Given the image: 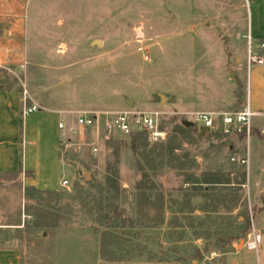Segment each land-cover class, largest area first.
I'll use <instances>...</instances> for the list:
<instances>
[{
  "label": "rangeland",
  "instance_id": "1",
  "mask_svg": "<svg viewBox=\"0 0 264 264\" xmlns=\"http://www.w3.org/2000/svg\"><path fill=\"white\" fill-rule=\"evenodd\" d=\"M232 1L244 9L225 6L224 22L201 25L189 3L0 0V87L19 85L28 99L89 113L156 112L166 133L163 141L138 131L106 139L73 126L56 142L68 170L51 173L54 186H30L29 169L0 173V246L18 248L22 264H212L220 260L214 253L261 229L264 130L252 124L249 180L231 161L245 153L248 137L221 120L205 135L182 125L185 111L207 105L216 83L228 88L223 54L233 56L235 46L248 90L246 56L257 43L239 35L241 27L248 32L253 0ZM246 255L260 264L256 253Z\"/></svg>",
  "mask_w": 264,
  "mask_h": 264
},
{
  "label": "crops",
  "instance_id": "2",
  "mask_svg": "<svg viewBox=\"0 0 264 264\" xmlns=\"http://www.w3.org/2000/svg\"><path fill=\"white\" fill-rule=\"evenodd\" d=\"M130 1L135 5H141L146 2L158 1V0H124ZM163 2V0H159ZM165 2L182 3L184 8H189L192 17H197L199 24L203 23L211 24L214 20L224 22L229 18V12H225V6H233V9H244L243 3H235L232 0H164ZM241 1V0H239ZM220 5V6H219ZM250 19L248 32H245L241 27L239 37L245 39H252L257 43V51L264 57V48L258 49L260 45H264V0H253L249 7ZM240 13H234V17H237L238 23L241 18L238 17ZM198 29V27L196 28ZM193 31V29H192ZM247 35V36H246ZM238 38V39H240ZM249 39V40H250ZM234 55L228 56V53H224L225 67L228 74H230V84L228 88L226 86L220 87L217 83L214 85V91L207 98V105L196 109L195 111H185L189 113L194 112H211L216 114L233 113L250 109L254 114V117L264 119V64L256 65L250 64L249 50L246 56L247 64L250 70L249 86L248 90L245 87L244 67L245 63L240 55V50L235 46ZM238 62L237 65L235 62ZM233 62V63H232ZM233 71L235 74H233ZM239 86L243 87V94H239L237 89ZM215 89H217L215 91ZM228 89L229 92H226ZM27 100L23 95L19 85H4L0 87V173L1 174H16L22 171V168L33 170L35 177L28 180V184L32 187L39 189H49L48 187L54 186L57 182L51 177V173L58 172V169L65 168L62 164L63 161L59 158V148L57 141L60 138L68 137L70 135V129L77 127V117L81 112H85L77 106H71L69 104L59 105L50 104L44 100H41L36 94ZM28 98V97H27ZM37 105L40 109L36 112H32L25 115V108ZM64 123L65 130L59 129V124ZM73 123V124H72ZM256 128L264 130V121L253 123ZM188 129V128H187ZM201 129V128H200ZM252 132V129H251ZM207 134V133H206ZM242 138H249L248 145L245 148L246 155L250 158V172L248 178L250 180L251 175V157L249 153V142L251 140L250 135L236 134ZM232 161V159H231ZM238 165V164H236ZM240 166V165H238ZM242 167V166H240ZM66 171L68 170L65 168ZM261 169H264L262 167ZM244 173L247 174L244 170ZM256 175V173H255ZM257 179V175L255 176ZM65 181V180H64ZM63 181V182H64ZM62 182V185H63ZM51 189V188H50ZM264 218V216L262 217ZM264 219L261 229L258 231L262 234V249L258 252L249 251L245 248L242 242L229 243L226 245L229 250L222 253H214V255H220V260L212 258L210 261H216L212 264H250L252 256H242L244 253H256L260 264H264ZM213 255V256H214ZM261 255L263 259L261 260ZM197 262H194L196 264ZM0 264H22V254L20 250L13 246H0Z\"/></svg>",
  "mask_w": 264,
  "mask_h": 264
},
{
  "label": "built area",
  "instance_id": "3",
  "mask_svg": "<svg viewBox=\"0 0 264 264\" xmlns=\"http://www.w3.org/2000/svg\"><path fill=\"white\" fill-rule=\"evenodd\" d=\"M249 6L251 0H243ZM143 41L139 36L138 42ZM264 48L260 45L258 49ZM146 59H148L146 57ZM249 61L250 64L262 65L264 64V57H262L257 48L249 44ZM25 93V100H27ZM40 109L39 106L25 108V115L36 112ZM187 120L195 123L199 128H208L210 131L219 129L218 121L221 120L222 126L225 130H232L235 134L246 133L250 135L252 129V118L254 114L250 109H245L239 112L216 114L211 112H194L186 115ZM159 114L156 112H143L134 110H116V111H100V112H81L77 117V128L84 130H92L98 135H103L106 139L113 138L117 135H129L135 131L144 132L148 134L154 141H163L166 133L160 129L158 124ZM60 130H65L64 123L59 124ZM74 132V128L70 129ZM92 151L95 155L99 152L97 143L92 144ZM232 162L242 166L249 175L250 172V158L248 155L244 157H233ZM63 185H68V181H64ZM262 243V234L256 229H253L245 238V248L249 251L258 252Z\"/></svg>",
  "mask_w": 264,
  "mask_h": 264
},
{
  "label": "water",
  "instance_id": "4",
  "mask_svg": "<svg viewBox=\"0 0 264 264\" xmlns=\"http://www.w3.org/2000/svg\"><path fill=\"white\" fill-rule=\"evenodd\" d=\"M94 43L97 44V45H99L101 42L100 41H95ZM182 125L185 128H192V127L195 126V123H193V122H191L189 120H183L182 121ZM209 132H210V129H208V128H202L201 129V134L202 135H205L206 133H209ZM87 178H88L87 180L89 181L90 180V174L89 173L87 174Z\"/></svg>",
  "mask_w": 264,
  "mask_h": 264
},
{
  "label": "trees",
  "instance_id": "5",
  "mask_svg": "<svg viewBox=\"0 0 264 264\" xmlns=\"http://www.w3.org/2000/svg\"><path fill=\"white\" fill-rule=\"evenodd\" d=\"M195 126H196V125H195ZM190 129H192V128H188V129H187V128L184 127L183 130H184V131H188V130H190ZM137 134H139V135H144L143 132H140V133L137 132ZM174 150H176V147H174V146H170V147L166 150V152H169L170 154H172V153L174 152ZM171 160H172V159H171ZM43 195H45V196L48 195V198H50V195H51V194H50V193H49V194H48V193H44ZM51 201H54V202H55L56 200H52V199H51ZM56 202H58V201H56ZM116 212H117V211H116ZM116 212H115V214L117 215V217H121L120 215H122V214H121L120 212H117V213H116Z\"/></svg>",
  "mask_w": 264,
  "mask_h": 264
}]
</instances>
